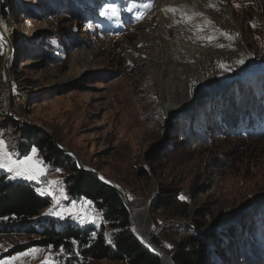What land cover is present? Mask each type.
<instances>
[{
    "label": "rangeland",
    "instance_id": "374dc122",
    "mask_svg": "<svg viewBox=\"0 0 264 264\" xmlns=\"http://www.w3.org/2000/svg\"><path fill=\"white\" fill-rule=\"evenodd\" d=\"M144 1L102 2L118 17L123 6ZM161 1L151 0L136 23L125 9L131 20L126 28L114 24L107 32L93 0H0V141L25 173L0 168V175L27 183L49 199L32 223L39 232L55 221L96 226L111 238L115 230L95 204L67 194L65 170L48 163L36 147L21 151L28 133L41 130L59 149L75 153L85 168L114 181L137 208L148 234L161 233L159 246L169 256L182 238L195 234L203 236L209 264H264V130L255 135L257 124L247 125L264 103V0H228L230 9L220 12L224 23L172 6L171 40L186 21L189 41L218 56L213 69L199 59L191 70L175 71L166 65L161 25L152 26ZM219 4L212 5L221 9ZM189 55L180 49L176 62ZM168 103L180 105L171 117ZM45 176L50 187L39 192ZM154 183L156 200L166 197L165 188L174 189L189 217L172 216L164 208L152 211V206L145 221L144 207L136 206L151 196ZM0 229V261L37 249L11 264H120L86 259L77 247L34 245L37 235L7 222L0 221ZM207 230L216 239L205 240ZM225 234L237 237L229 243L234 250L242 243L234 260L218 250L217 239Z\"/></svg>",
    "mask_w": 264,
    "mask_h": 264
},
{
    "label": "trees",
    "instance_id": "16d2710c",
    "mask_svg": "<svg viewBox=\"0 0 264 264\" xmlns=\"http://www.w3.org/2000/svg\"><path fill=\"white\" fill-rule=\"evenodd\" d=\"M93 4L96 7L101 4V0H93ZM95 18L98 19V17ZM259 106L260 108H256L251 119L248 120L250 122L247 124L248 126L257 123L258 116H264V103ZM232 124L235 125L234 122ZM34 147L44 152L48 163L67 172L64 181L67 194L73 198L83 196L91 200L109 222L108 226L115 231L109 238L102 228L99 229L96 226L81 227L53 221L45 225L42 232H39L32 223L50 204L49 199L39 195L27 183L14 182L6 175H0L1 222L11 224L12 228L17 226L28 234L37 235V239L33 242L34 245H53L56 249L63 248L68 251L77 247L78 252L86 259H108L120 264H161L160 257L144 248L141 242L135 238V234L131 232L130 212L115 189L103 184L96 176L80 170L75 159L59 149L54 139L47 133L41 130L28 133L27 142L22 143L21 151L26 154ZM142 175L148 177L149 173L142 171ZM163 191H165L166 197L157 198L152 211L164 208L168 212H172V216H180L184 219L189 217L187 208L179 203V195L176 191L167 188ZM3 217L8 219H2ZM199 227L204 228L202 225ZM0 233H3V230L0 229ZM160 234L153 235V240L162 246ZM207 236L209 239L213 237L216 239L214 234L210 233L205 236V240ZM202 237L190 234L182 238L175 245L172 257L170 256L172 262L174 261L173 264H209L204 254L205 248L202 247L204 244ZM234 238L237 239L235 234H225L223 238L219 236L217 239L219 240L217 246L220 248L218 250L221 253L228 252L229 260H234L242 253V243L241 245L235 243L237 245L235 250L229 245L236 241ZM22 249L24 248H19L18 251ZM220 252L217 251L218 254ZM209 259L212 260V256ZM221 264H225V262Z\"/></svg>",
    "mask_w": 264,
    "mask_h": 264
},
{
    "label": "bare ground",
    "instance_id": "6f19581e",
    "mask_svg": "<svg viewBox=\"0 0 264 264\" xmlns=\"http://www.w3.org/2000/svg\"><path fill=\"white\" fill-rule=\"evenodd\" d=\"M215 2L221 3V4H219L221 9L208 6V5H212L213 3L215 4ZM172 6H179L183 10V12L186 14L197 13L198 11H201V13H204L208 17L214 15L216 17V20L218 19L219 21L224 23L226 21V18L220 12L222 11V9H225V10L230 9L229 1L228 0H163L159 4H157V7H155V9H154L155 20L153 21L152 26H153V28H155L157 23H159L161 25V28H162L161 29L162 30L161 41H162L163 50H164V52H166L167 68L170 70L172 69L174 71L179 70V69L184 70L185 68L187 70H191L193 67V64L196 63V66H197L199 64L198 60L201 59L200 62H206L208 64V68L213 69L214 66L216 65L215 63H216V59L218 57L217 54L214 53L213 50H210V48L207 46H204V45L202 46V45L195 44L194 42L189 41V38L186 36L187 33L185 31L187 24H184L186 21H182L183 19H181V20L177 19V21L184 22L183 27L181 25L182 29L180 31H178L177 36L175 35L176 40L175 39L171 40V38H170L171 37V27L173 24H171L172 20H170V18H169V16H170L169 11H165V9L168 7H172ZM186 23H188V22H186ZM189 27H190V25H189ZM180 49H183L184 51L190 53V55L188 58L182 59L181 61H179L177 63L176 61H178V60H176V57H177L178 51ZM9 63L10 62H8V64ZM206 70H208V69L206 68ZM205 79H207V78H205ZM216 94H214V95H216ZM198 96L197 97L200 98L202 96V94H199ZM2 103H3V105H5L4 102H2ZM166 106H167L166 108L168 109L169 117L174 115V112L176 111V109L178 107L180 108V105L178 107H176V105H173L172 103H168ZM104 179H106V178H104ZM42 185L43 186H41V188H38L39 192H41L43 188L47 189L50 187L48 178L43 179ZM148 203H149V199H147L146 201L145 200L142 201L141 203H139L136 206V207L141 206V208L144 207V210H142V215L145 216V218H146L145 221L147 220L146 210H147ZM136 209L137 208H134L133 211H134V219L138 225V228H141L142 230H146L144 228L143 224L141 222H139L137 219L138 217L136 216V212H135ZM141 219H142V217H141ZM146 232H147V230H146ZM168 264H173L170 256H168Z\"/></svg>",
    "mask_w": 264,
    "mask_h": 264
},
{
    "label": "water",
    "instance_id": "95a60500",
    "mask_svg": "<svg viewBox=\"0 0 264 264\" xmlns=\"http://www.w3.org/2000/svg\"><path fill=\"white\" fill-rule=\"evenodd\" d=\"M1 34H2V37L4 39L7 38L6 35L2 31H1ZM12 56H13V50H12V45L10 44L9 50H8V56H7V59H6V72H7V75H9L8 70H9V65L11 63V60H12ZM8 62H10V63L8 64ZM216 93H218V91L215 92L214 94H216ZM214 94H211L210 96L213 97ZM15 120H17V119H15ZM60 149L63 152H65L66 154H68V155H70V156H72V157H74L76 159L78 167H79L80 170L96 176L103 184H105L106 186L111 187V188H113V189H115L117 191L118 195L122 198L125 206L127 207V209L130 212V217L129 218H130V223L132 224L131 232L133 234H135V238L141 242V244L144 246V248L149 249L152 253H154L155 255L160 257L161 264H168V256L169 255L167 254V252H165L164 249H162L156 242H154L152 236H150L146 232V230H142L141 228H138V225H137V223H136V221L134 219L133 208L130 205V203H129L125 193L122 191V189L114 181L104 177L97 170H92V169L85 168L83 163L81 162V160L79 159V157L75 153H73V152H71L69 150L62 149V148H60ZM104 178H106L107 180L104 179ZM156 196H157V188H156V184L154 183L153 192H152L151 196L148 198L149 199V203L147 205V210H146V217H147L148 222H149V213H150V210H151L154 202L156 201Z\"/></svg>",
    "mask_w": 264,
    "mask_h": 264
},
{
    "label": "snow or ice",
    "instance_id": "6c2138e0",
    "mask_svg": "<svg viewBox=\"0 0 264 264\" xmlns=\"http://www.w3.org/2000/svg\"><path fill=\"white\" fill-rule=\"evenodd\" d=\"M150 5H145V7H149ZM209 7H215L214 5H208ZM239 6V5H237ZM165 11H170V12H175L176 9L172 8V7H168L165 9ZM197 15H202V13H196ZM139 18V17H138ZM209 23H211V21H208ZM227 35V34H224ZM231 38V37H229ZM206 39H211V37H206ZM239 63H243V60L239 61ZM36 150L33 149V152H35ZM25 159H28L27 157ZM19 164L20 162L17 161H12L10 155H8L5 150H4V144L3 141H0V168H4L7 169L8 171H17L18 175H24V172H21L18 170L19 168ZM28 179H35L36 176L35 175H28L27 176ZM181 199H184V197H181ZM50 214H54V215H63V213H55L53 212V210H49ZM2 219H8L7 217H3ZM169 247H171V245H169ZM37 249H28L27 252H22V253H18L16 256L10 257L8 261H0V264H11L12 261L17 260L19 257L22 256H28L31 255L35 252H37ZM44 264H53V262L51 261H45Z\"/></svg>",
    "mask_w": 264,
    "mask_h": 264
},
{
    "label": "built area",
    "instance_id": "2783aa9c",
    "mask_svg": "<svg viewBox=\"0 0 264 264\" xmlns=\"http://www.w3.org/2000/svg\"><path fill=\"white\" fill-rule=\"evenodd\" d=\"M46 177H47V176H45L43 179H47Z\"/></svg>",
    "mask_w": 264,
    "mask_h": 264
}]
</instances>
